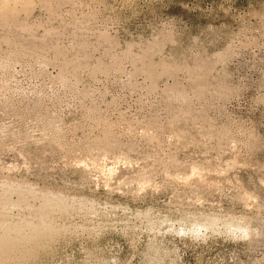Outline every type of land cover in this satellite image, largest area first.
<instances>
[{
	"label": "rangeland",
	"instance_id": "1",
	"mask_svg": "<svg viewBox=\"0 0 264 264\" xmlns=\"http://www.w3.org/2000/svg\"><path fill=\"white\" fill-rule=\"evenodd\" d=\"M0 217L5 264H264V0H0Z\"/></svg>",
	"mask_w": 264,
	"mask_h": 264
},
{
	"label": "bare ground",
	"instance_id": "2",
	"mask_svg": "<svg viewBox=\"0 0 264 264\" xmlns=\"http://www.w3.org/2000/svg\"><path fill=\"white\" fill-rule=\"evenodd\" d=\"M59 204V203H58ZM61 205V204H60ZM51 206V205H50ZM48 204L47 205H45L44 207H43V209H42V211L41 212H43L42 213V216H44L43 214H47V211L49 212V207H50ZM53 206V205H52ZM56 206H57V204H56ZM61 206H63V205H61ZM60 206V207H61ZM65 206V205H64ZM63 206V207H64ZM58 207H59V205H58ZM57 207V208H58ZM59 207V208H60ZM67 207V206H66ZM51 208V207H50ZM53 209V208H52ZM65 210H66V208H65ZM52 211V210H51ZM61 211V210H60ZM59 211V212H60ZM67 211V210H66ZM63 212V211H62ZM66 213V212H65ZM51 214V213H50ZM1 218V217H0ZM1 221L2 220H0V226H4L5 225V229H6V231H5V233L0 237V264H3L4 262L6 263V261L11 257V252L13 251V250H15V249H17V244L16 243H13V241L14 240H12V232H14L15 231V233H20L21 231H22V226L21 225H18V226H12V225H7V224H4V223H1ZM4 222V221H3ZM47 222V221H46ZM12 223V222H11ZM22 224V223H21ZM25 224V223H24ZM30 224V223H29ZM207 224V223H206ZM212 223H210V225H211ZM23 225V224H22ZM28 225V224H27ZM43 225V224H42ZM48 225V224H47ZM209 225V224H208ZM30 226V225H29ZM34 226V225H33ZM45 226V225H44ZM31 227V226H30ZM49 227H50V225H49ZM3 228V227H2ZM24 228V227H23ZM51 228V227H50ZM52 228H55V227H53L52 226ZM28 229V228H27ZM46 229H48L47 227H46ZM46 229L45 228H43V226H39V227H37V226H35V228H32V230L30 231L31 233H30V236H35V237H40V235H41V237H42V235L44 234V232H46ZM58 229V228H57ZM49 233H51L52 232V230H50V231H48ZM53 232H54V229H53ZM48 233V234H49ZM24 234V233H23ZM26 234V233H25ZM24 234V235H25ZM28 234V233H27ZM29 235V234H28ZM48 236V235H47ZM53 236V235H52ZM37 237V238H38ZM50 237H51V235H50ZM24 238V237H23ZM44 238V237H43ZM32 239V238H31ZM34 239H36V238H34ZM39 239V238H38ZM40 239H42V238H40ZM45 239V238H44ZM46 241V240H45ZM25 242V241H24ZM41 242V241H40ZM39 242V243H40ZM38 243V244H39ZM33 244V243H32ZM28 246V245H27ZM30 247V246H29ZM39 247V246H38ZM14 252V251H13ZM30 252H32V250L30 251ZM24 254V253H23ZM28 254V253H27ZM30 254V253H29ZM21 255V254H20ZM13 256V255H12ZM26 256V255H25ZM18 257V256H17ZM4 263V264H5Z\"/></svg>",
	"mask_w": 264,
	"mask_h": 264
}]
</instances>
